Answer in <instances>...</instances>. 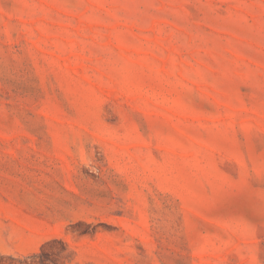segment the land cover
Segmentation results:
<instances>
[{"label": "rangeland", "instance_id": "obj_1", "mask_svg": "<svg viewBox=\"0 0 264 264\" xmlns=\"http://www.w3.org/2000/svg\"><path fill=\"white\" fill-rule=\"evenodd\" d=\"M0 255L264 264V0H0Z\"/></svg>", "mask_w": 264, "mask_h": 264}, {"label": "trees", "instance_id": "obj_2", "mask_svg": "<svg viewBox=\"0 0 264 264\" xmlns=\"http://www.w3.org/2000/svg\"><path fill=\"white\" fill-rule=\"evenodd\" d=\"M45 246H46V245H44V246L42 247V253H41V254H44V253H45ZM35 257H37V256H35ZM0 258H3V256L0 255ZM11 258H13V257H11ZM36 262H37V261L33 260V261L28 262V264H35ZM40 262L43 263L44 260H40Z\"/></svg>", "mask_w": 264, "mask_h": 264}]
</instances>
